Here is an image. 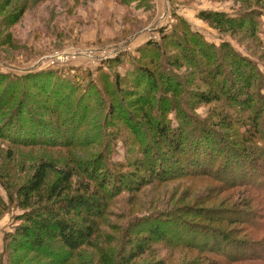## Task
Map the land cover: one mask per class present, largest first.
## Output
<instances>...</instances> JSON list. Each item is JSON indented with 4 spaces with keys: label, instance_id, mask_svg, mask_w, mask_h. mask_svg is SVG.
I'll return each instance as SVG.
<instances>
[{
    "label": "rangeland",
    "instance_id": "obj_1",
    "mask_svg": "<svg viewBox=\"0 0 264 264\" xmlns=\"http://www.w3.org/2000/svg\"><path fill=\"white\" fill-rule=\"evenodd\" d=\"M201 11L247 22L244 27L220 30L201 20ZM150 42L158 47H149ZM228 52L235 54L242 68L248 63L246 73L253 76V86L233 84L237 74L225 56ZM203 53L214 54L213 61L208 62ZM147 74L158 81L157 89ZM164 79L175 85L167 93L169 98L164 96ZM10 88L16 93L10 106L0 103V129L10 121L15 124L18 117L26 121L34 116L36 112L26 109L18 112L32 105V99L34 108L41 106L39 113L47 123H42V130L54 138L30 144L0 135L3 262H8L11 233L24 223L30 209L21 189L45 161L77 174L81 167L88 168L98 179L109 177L120 183L124 176L134 175L139 180L137 186L143 189L120 196L126 203H109L101 220L102 237L97 241L109 261H100L101 253L94 248L82 250L87 264H110L132 233L135 237L149 221L183 219L197 207L235 206L238 194L243 196L242 190L226 189L206 175L192 176L191 170L179 177L165 173L158 178L157 171L150 169L155 157L167 166V156L169 160L179 157L158 132L161 123L191 133L197 119L213 121L209 125L218 127L224 116L253 117L264 110V0H0V99L4 93L8 96ZM207 91H218L219 98L210 104L197 101L196 93ZM239 94L256 99L249 110L236 99ZM173 100L180 101L177 106L186 117L170 107ZM232 128L245 135L243 127ZM54 139L58 142H51ZM256 146L264 149L263 143L251 147L247 140L241 141L246 153H253ZM47 175L45 189L31 194L41 195L31 198L30 207L52 203L51 191L61 178L55 171ZM80 177L79 173L74 179ZM199 256L194 251H176L166 264L189 263ZM21 262L49 264L51 260L22 253Z\"/></svg>",
    "mask_w": 264,
    "mask_h": 264
},
{
    "label": "trees",
    "instance_id": "obj_2",
    "mask_svg": "<svg viewBox=\"0 0 264 264\" xmlns=\"http://www.w3.org/2000/svg\"><path fill=\"white\" fill-rule=\"evenodd\" d=\"M199 18L220 30L244 27V22H247L246 20L236 22L223 13L212 11H201ZM149 47L158 45L150 42ZM203 55L208 62L213 61L214 54ZM225 56H228L230 62L235 65L233 70H236L237 75L232 78L233 84H241L239 88L253 86V76L246 73L248 63L246 62L242 68L235 54L228 52ZM217 66L220 68L221 63L218 62ZM147 75L148 79L152 80L151 84H154L152 88L157 89L155 84L159 85L158 81L153 74ZM228 79L230 80V77ZM163 84L164 96L169 98L167 93L172 91L175 85L167 79H164ZM221 91L223 92L222 89ZM15 93L12 88L8 96L4 93L0 99L2 106H10ZM217 94L218 91H207L196 93L195 97L199 102L210 104L219 98ZM246 94H249L248 91ZM236 99L248 110L256 100L240 94ZM179 102L170 101V107L177 108L178 114L184 118L186 115L183 109L177 106ZM35 103L31 99L32 105L26 103L27 106H22L18 112L20 114L26 109L32 113L36 112L37 115L27 116L26 121L18 117L15 124L10 121L8 125L5 124L6 129H0V135L30 144L53 139V135L42 130V123H46V120L39 113L42 110L41 106L38 104L34 108ZM255 114L253 117L236 115L232 119L224 116L220 118L218 127L209 125L214 124L213 121L197 119L194 133L185 132L173 124L171 127V124H167L170 121L165 122L167 125L161 123V126H157L163 141L170 144L174 152L179 154L178 158L170 160L168 156L165 158L168 166L155 159L156 157L153 158L150 170L157 171L158 178H163L162 175L165 173L179 177L189 174L191 170L192 176H209L226 186V189L242 190L243 196L238 194L235 206L197 207L186 213L183 219L171 217L170 221L156 219L149 221L144 229L136 232L135 237H132V233L130 242L122 247L114 258L116 260L110 264H166L176 251L184 250L197 252L200 256L198 260L190 259L189 263L183 264H264V149L256 146L252 148L253 153H246V150L241 148V141L245 140L251 147L258 142L264 144V122L262 123L264 110ZM179 125L181 126L180 123ZM232 125L243 127L245 135L237 134ZM219 126L225 127L227 133H222ZM50 127L55 130L53 126ZM175 127L180 130L173 133ZM34 129L38 131L32 135ZM56 134L59 135L58 132ZM51 142L56 143L58 140L54 139ZM72 144L70 143V146ZM218 157L222 160L218 161ZM218 162L219 164H215ZM49 170L59 172L61 178L60 182L53 186V193L51 191L52 203L30 207L31 198L41 195L31 194L45 189ZM79 173L82 177L74 179ZM78 174L72 168H57L50 162L44 161L38 166L30 182L21 189L26 207L30 209L25 214L24 223L10 235L6 255L8 262L4 263L0 256V264H23L22 253H36L48 257L51 260L49 264H73L75 259L79 261H75L74 264H87L82 254L85 247L94 248L101 253L100 261L103 263L109 261L106 250L100 248L101 244L97 241L102 237L100 225L107 214L106 207L111 202L112 205L126 203L120 196L131 191L140 192L143 188L137 186L139 180L134 175L124 176L119 183L109 177L98 179L99 175L90 173L88 168L81 167ZM86 178L89 179L87 182ZM111 182L113 184L109 187ZM95 184L98 186L96 189ZM72 192L73 195H65ZM191 217L196 219L195 222H192ZM138 235L142 236L139 238ZM158 245L161 250L158 249ZM152 259L155 261H149Z\"/></svg>",
    "mask_w": 264,
    "mask_h": 264
}]
</instances>
